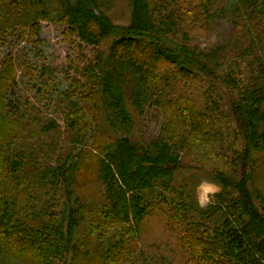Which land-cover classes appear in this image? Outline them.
<instances>
[{"label":"trees","instance_id":"16d2710c","mask_svg":"<svg viewBox=\"0 0 264 264\" xmlns=\"http://www.w3.org/2000/svg\"><path fill=\"white\" fill-rule=\"evenodd\" d=\"M44 24L59 67L29 56ZM202 179L221 186L205 208ZM150 218L184 264H264V0H0V264H168Z\"/></svg>","mask_w":264,"mask_h":264},{"label":"rangeland","instance_id":"374dc122","mask_svg":"<svg viewBox=\"0 0 264 264\" xmlns=\"http://www.w3.org/2000/svg\"><path fill=\"white\" fill-rule=\"evenodd\" d=\"M116 13L117 22L127 23L129 20V9L124 1L118 2L117 6L113 10ZM43 49L46 54V59L39 60L31 53L30 47H28L29 56L38 65L44 64L52 67H59L62 63L63 57L69 52L70 45L63 39V28L59 25L44 24L43 27ZM231 30L229 23H221L217 25L211 34L205 37H201L198 42L202 48L211 47L215 44L224 42ZM4 52L6 51L3 50ZM56 79L52 84L54 98L61 96V93L67 89V83H65L62 76L56 75ZM32 95V94H30ZM51 115H55L52 113ZM137 116V115H136ZM59 118V123L63 126L64 122ZM162 126L161 119L154 117V111L148 110L144 116H137L136 126L139 131L146 137L151 138L155 136ZM138 131V132H139ZM211 186L212 191H206ZM196 196L202 207H208L216 196L221 191V186L217 183L202 179L199 181L196 187ZM144 249H147L148 254L156 259L164 257L168 264H184V254L179 250L175 237L167 232L164 227L161 226L160 221L157 218H150L146 224L143 243Z\"/></svg>","mask_w":264,"mask_h":264},{"label":"clouds","instance_id":"9594fccd","mask_svg":"<svg viewBox=\"0 0 264 264\" xmlns=\"http://www.w3.org/2000/svg\"><path fill=\"white\" fill-rule=\"evenodd\" d=\"M213 189L211 188V186H209L206 191H212Z\"/></svg>","mask_w":264,"mask_h":264}]
</instances>
